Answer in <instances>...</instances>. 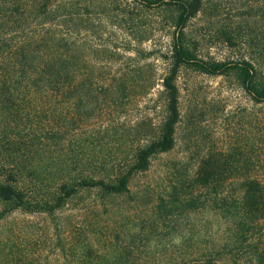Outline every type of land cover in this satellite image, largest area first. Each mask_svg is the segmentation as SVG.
Wrapping results in <instances>:
<instances>
[{
  "label": "rangeland",
  "instance_id": "obj_1",
  "mask_svg": "<svg viewBox=\"0 0 264 264\" xmlns=\"http://www.w3.org/2000/svg\"><path fill=\"white\" fill-rule=\"evenodd\" d=\"M46 4L45 28L66 39L60 50H75L78 63L93 70L91 84L115 86L109 96H80L64 116L48 118L42 133L49 136L47 163H100L112 175L131 163L136 146L156 138L165 120L174 15L139 0ZM10 16L17 22L11 32L39 33L32 20ZM184 32L185 45L199 58L251 60L264 83V0H206ZM177 86L176 145L133 178L131 194L106 198L102 206L99 196L84 192L53 214L7 213L0 220V264H140L155 244L168 250L201 244L205 226L223 227L216 205L221 198H237L243 178L264 181V103L255 104L233 72L208 76L182 68ZM82 113L90 115L84 123ZM218 160L229 164L213 173ZM207 172L215 180L200 187L197 180ZM9 208L0 202V213ZM127 249L134 251L129 260Z\"/></svg>",
  "mask_w": 264,
  "mask_h": 264
},
{
  "label": "trees",
  "instance_id": "obj_2",
  "mask_svg": "<svg viewBox=\"0 0 264 264\" xmlns=\"http://www.w3.org/2000/svg\"><path fill=\"white\" fill-rule=\"evenodd\" d=\"M139 1L147 8L168 9L174 15L172 63L163 80L166 117L156 138L136 146L131 163L113 168L110 175L100 163L77 166L71 159L47 163L49 136L42 133L48 118L64 116L76 98L113 94L115 86L91 84L93 70L78 63L81 57L75 50H60L66 39H58L44 26L51 13L48 0L42 4L36 0L29 4L0 0V202L10 206L0 213V220L16 210L53 214L84 192L99 196L102 206L106 198L131 194L133 178L148 171L153 158L171 152L176 145L181 119L177 78L182 68L208 76L233 72L255 104L264 103V83L256 79L253 61L204 60L185 45L184 29L204 11L206 0ZM10 15L24 22L32 20L39 33L11 32L17 22ZM227 40L232 41L230 37ZM79 119L84 123L90 115L82 113ZM32 125L36 127L31 132ZM216 163L211 167L213 173L229 164L221 160ZM213 176L210 172L202 174L197 185L209 187ZM239 187L237 198L224 196L216 204L218 215L225 221L223 227L215 230L209 224L205 226L207 239L201 244L174 245L173 250L155 244L154 253L140 257V264H264V181L246 177ZM133 253L127 249L128 260Z\"/></svg>",
  "mask_w": 264,
  "mask_h": 264
}]
</instances>
